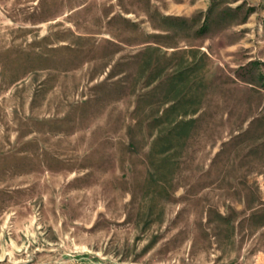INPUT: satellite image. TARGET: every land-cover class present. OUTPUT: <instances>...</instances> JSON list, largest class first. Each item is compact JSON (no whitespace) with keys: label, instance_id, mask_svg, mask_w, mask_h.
Listing matches in <instances>:
<instances>
[{"label":"rangeland","instance_id":"1","mask_svg":"<svg viewBox=\"0 0 264 264\" xmlns=\"http://www.w3.org/2000/svg\"><path fill=\"white\" fill-rule=\"evenodd\" d=\"M0 264H264V0H0Z\"/></svg>","mask_w":264,"mask_h":264}]
</instances>
